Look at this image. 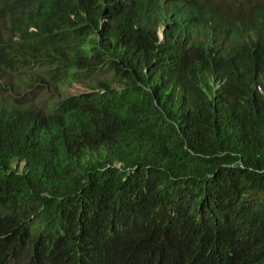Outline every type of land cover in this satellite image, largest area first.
<instances>
[{"label": "trees", "instance_id": "trees-1", "mask_svg": "<svg viewBox=\"0 0 264 264\" xmlns=\"http://www.w3.org/2000/svg\"><path fill=\"white\" fill-rule=\"evenodd\" d=\"M0 264H264V0H0Z\"/></svg>", "mask_w": 264, "mask_h": 264}, {"label": "rangeland", "instance_id": "rangeland-1", "mask_svg": "<svg viewBox=\"0 0 264 264\" xmlns=\"http://www.w3.org/2000/svg\"><path fill=\"white\" fill-rule=\"evenodd\" d=\"M106 72H108V70L107 71H105V70L100 71L99 70V71H97V73H95V75L103 74ZM88 79L89 78H87V77L85 78L84 75L75 76V77L71 78L70 81H68L67 83L61 85L60 91H61V93L68 94V95H74V94L83 92V91L87 90V87L83 83H88ZM81 82H83V83H81ZM47 91H49L48 88L40 91L36 95V99L39 101L49 100V97L46 94Z\"/></svg>", "mask_w": 264, "mask_h": 264}, {"label": "clouds", "instance_id": "clouds-1", "mask_svg": "<svg viewBox=\"0 0 264 264\" xmlns=\"http://www.w3.org/2000/svg\"><path fill=\"white\" fill-rule=\"evenodd\" d=\"M157 31H158V36H159L160 38H162V37H163V33H162L161 29H158Z\"/></svg>", "mask_w": 264, "mask_h": 264}]
</instances>
